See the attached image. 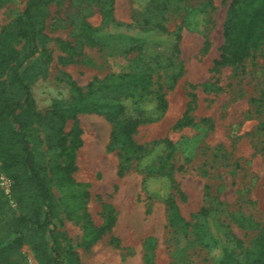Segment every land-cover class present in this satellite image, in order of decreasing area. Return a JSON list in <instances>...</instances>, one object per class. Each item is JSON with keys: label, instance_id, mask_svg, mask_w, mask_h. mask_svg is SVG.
<instances>
[{"label": "rangeland", "instance_id": "rangeland-1", "mask_svg": "<svg viewBox=\"0 0 264 264\" xmlns=\"http://www.w3.org/2000/svg\"><path fill=\"white\" fill-rule=\"evenodd\" d=\"M27 1L0 7V34ZM230 3L52 0L45 7L44 51L34 59L32 82L37 110L48 114L54 101L73 100L75 86L99 107L77 113L82 144L74 171L63 170L67 161L58 149L44 146L61 222L82 264H219L225 250L227 264H240L252 248L258 229H243L235 218L248 215L264 224V45L242 66L213 70ZM158 93L168 101L166 112L141 124L134 138L149 148L169 138L175 170L145 177L139 167L166 164V151L156 148L141 160L131 155L119 175L120 149L111 144L114 124L105 112L123 101L127 115H147ZM188 106L191 124L175 128ZM73 125L67 119L65 132ZM168 195L182 220H170ZM9 205L3 224L18 213L10 195ZM109 222L111 228L90 241ZM19 250L24 264H38L29 244Z\"/></svg>", "mask_w": 264, "mask_h": 264}, {"label": "trees", "instance_id": "trees-1", "mask_svg": "<svg viewBox=\"0 0 264 264\" xmlns=\"http://www.w3.org/2000/svg\"><path fill=\"white\" fill-rule=\"evenodd\" d=\"M5 1L0 0V7ZM51 1L28 0L22 15L10 22L0 34V76L4 77L0 80V170L11 181L10 197L18 207V213L13 212L7 222L1 223L12 208L9 195L0 185V234H4L0 238V264H24V256L19 249L25 243L32 247L38 264H82L61 222L52 180L47 173L44 146L49 150L58 149L67 161L63 170L74 171L76 149L82 144L77 113L98 111L99 107L75 86L77 94L73 100L54 101L48 114H41L36 108L32 82L38 74V66L34 59L44 51L41 26L46 15L45 7ZM157 26L164 29L161 23ZM223 35L221 53L214 60L215 71L227 65L242 66L246 58L253 56L264 45V0H231ZM180 40L178 32L176 51H179ZM17 45H20L19 49ZM134 78L150 81L149 76L136 75ZM194 87L191 85V88ZM190 96L194 101L195 94L191 92ZM130 97L133 94L127 98ZM156 98L155 107L147 115H127L128 104L123 101L105 112L114 124L111 144H117L120 149L119 175L128 170L131 155L141 160L156 148L160 153L166 151V164L159 168H155L153 163L139 167L145 177H153L156 173L171 176L175 170V165L170 162L174 144L169 138L155 142L152 148L137 143L134 138L141 124L157 120L166 112L168 101L165 96L158 93ZM190 111L188 106L175 123V128L191 124ZM69 118L74 120V125L66 133L65 123ZM45 129L47 131L43 135ZM70 134L73 135L71 139ZM165 200L170 220L175 217L182 220L173 196L168 195ZM235 222L243 229H258L252 248L240 264H264V224L248 215L237 216ZM188 225L185 223L184 226ZM110 228L109 222L95 231L90 241L97 240ZM8 235L11 236L6 240ZM229 256L228 250H225L219 264H227Z\"/></svg>", "mask_w": 264, "mask_h": 264}, {"label": "built area", "instance_id": "built-area-1", "mask_svg": "<svg viewBox=\"0 0 264 264\" xmlns=\"http://www.w3.org/2000/svg\"><path fill=\"white\" fill-rule=\"evenodd\" d=\"M0 185L7 195H10L11 181L10 179L0 170Z\"/></svg>", "mask_w": 264, "mask_h": 264}]
</instances>
